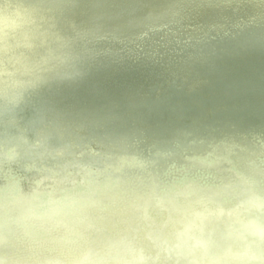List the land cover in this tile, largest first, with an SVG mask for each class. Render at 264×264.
Returning <instances> with one entry per match:
<instances>
[{
    "label": "bare ground",
    "instance_id": "6f19581e",
    "mask_svg": "<svg viewBox=\"0 0 264 264\" xmlns=\"http://www.w3.org/2000/svg\"><path fill=\"white\" fill-rule=\"evenodd\" d=\"M119 1V10H112L108 0H22L37 8L39 25L19 41H0V59H5L7 46V60L13 66L21 52H41L39 60L61 54L63 36L73 29L83 34L78 51L100 49L84 68L76 67L78 75H72L74 69L69 67L72 70L66 69L69 75L64 79L46 81L25 93L35 85L19 86L26 110L13 112L15 123L38 126L48 138L25 132L28 146L19 143L16 150L0 149V153L16 166L20 159L29 161L25 175H32L41 165L62 174L43 182L48 191L36 192L39 180L33 179L30 186L20 184L22 191L7 187L9 198H0V215H6L5 208L17 209L14 215L26 209L16 216V224L0 223V248L12 242L21 245L35 264L51 260L45 256L55 253L60 264H67L66 253L77 236L67 227L83 231L110 209L143 226L151 221L159 224L167 219L165 195L175 186L188 181L218 185L232 176L213 170L226 169L219 160L202 162L206 171L177 177L171 170L158 189L151 190L144 172L146 162L141 159L174 147L202 151L215 148L219 140L247 142L251 134L264 137V0ZM51 3L58 7H50ZM96 8H100L98 13L89 12ZM128 11L135 18H129L125 29L117 28ZM98 18L97 32L77 30L81 21L98 22ZM5 31H11V25L0 20V36ZM23 44L29 45L26 51L16 48ZM202 65L206 72L201 71ZM178 66L180 74L173 76L171 70ZM195 71L197 77H191ZM1 98H7L4 90ZM70 103L76 106L69 107ZM96 103L100 106L92 107ZM174 114L177 119L171 117ZM12 116L2 113L0 126L10 127ZM90 121L100 128L90 130L86 125ZM2 139L19 141L13 133L0 135ZM54 142L63 146L62 153L49 149ZM74 145L88 157L74 156ZM251 147L256 152L251 164L264 171L258 147ZM250 165L244 168L240 163V172L232 178L252 176ZM92 166L107 168L112 174L109 178L90 174ZM136 170L143 176L121 178ZM216 173L218 180L223 178L220 183ZM126 182L131 186H123ZM129 187L128 193H119ZM62 206L67 216L59 212ZM46 207L52 214L43 215Z\"/></svg>",
    "mask_w": 264,
    "mask_h": 264
},
{
    "label": "clouds",
    "instance_id": "9594fccd",
    "mask_svg": "<svg viewBox=\"0 0 264 264\" xmlns=\"http://www.w3.org/2000/svg\"><path fill=\"white\" fill-rule=\"evenodd\" d=\"M52 8L58 5H50ZM0 20L11 25L0 41H19L40 23L38 10L22 0H0ZM82 33L73 29L63 36L62 60L55 71L40 74L27 72L39 62L40 53L21 52L17 67L9 73L8 49L4 51L3 87L5 107L11 111L14 95L11 79H31L35 86L60 80L80 61L78 41ZM23 93V94H24ZM252 176L238 181L210 185L188 181L175 186L165 195L162 223L141 225L121 212L110 209L92 227H85L66 253L67 264H264V171L250 165ZM14 215L15 208H5Z\"/></svg>",
    "mask_w": 264,
    "mask_h": 264
},
{
    "label": "water",
    "instance_id": "95a60500",
    "mask_svg": "<svg viewBox=\"0 0 264 264\" xmlns=\"http://www.w3.org/2000/svg\"><path fill=\"white\" fill-rule=\"evenodd\" d=\"M119 0H108L107 4L108 6L112 9V10H119L120 5H119ZM128 0H125V3H127ZM263 10V8H261ZM100 8H96L94 10H91L89 12H99ZM99 15H102L99 14ZM134 13L132 12H127L126 14V18L125 20H123L122 24H120L117 28H126L127 27V21L129 20V18H135ZM93 17V16H92ZM101 21V18H98V22H84L81 21V26L77 29V30H84V32H97V28L99 26V23ZM124 21L126 22V25L124 24ZM158 24H160V22H157ZM116 28V26H115ZM59 32V31H57ZM41 34V33H38ZM96 34V33H95ZM205 39V38H204ZM200 41V39H199ZM26 44L23 45H19L16 46V48L26 51L27 49ZM191 47V45L189 46ZM188 47V48H189ZM183 49L186 50V48H182L180 49L181 51H183ZM100 49H98V47L93 46L90 48V50L88 52H80V61L77 62L76 67L81 66V68H84L87 65V60L89 59V57L91 56H95L98 55ZM40 56L42 55L41 52ZM211 57L216 56V53H210ZM51 58L53 60H51ZM63 57L61 56V54L58 55H53L51 57H48L46 59L43 60H39L38 63L30 66L27 68V72L29 74L31 73H36V74H40V73H44L47 71H55L56 70V64L57 62H55L54 60H62ZM0 91L4 90L3 87V72L5 71V59L2 58L0 59ZM80 64V65H79ZM16 66L11 65V63L8 62L7 64V71L9 73H14L15 72V68ZM69 71H71L72 69H69V67L67 68ZM180 67L178 66L177 68H175V70H171V74L173 76H175V74L179 75L180 74ZM208 69L207 67H205L204 65H202L201 71L206 72ZM162 72H165V70H161ZM84 74V73H83ZM135 73L132 74V76ZM198 71H195L193 73L192 76H194L195 78L197 77ZM84 76V75H83ZM52 81V80H50ZM11 83H12V87L14 89V95H12L10 97V102L12 104H15V107H13L11 109V111H8L5 107V103H6V99L1 98L0 99V116L2 113L4 112H8L9 115L12 116V122L10 123V127H2L0 126V135H4L6 133H13L16 135V137L19 139V141L17 142L16 140H10V139H2L0 140V149H2L5 152H10L12 150H16L17 147L19 146V143H21V145H26L28 146L29 143L26 141V139L24 138V133L25 132H31L34 136L36 137H44L48 138L47 133L41 129L38 126H31V125H23V126H19L17 125L16 122V118L14 116V113L16 110H19L21 112H23V110H26V104L22 101V99H24L23 97H21L23 94H19V86L21 85H26V86H31V85H35L36 81L31 80V79H17L15 78V76L12 77L11 79ZM225 90H229L231 92V88L229 86H226ZM185 97L187 100H189L190 98V93H186ZM174 102V100H173ZM90 103L86 104L89 105ZM85 105V106H86ZM71 106H76L75 103H70L69 107ZM99 104H94L92 105V107H99ZM175 108H177L178 110L181 109V107H177L176 105H174ZM80 111H84L83 107L79 108ZM24 113V112H23ZM81 115L84 114V112H80ZM172 118L177 119V114L175 115H171ZM87 127L92 130L93 132L97 131L98 128H100L99 124L95 121H90L89 123H86ZM263 135H254L251 134L249 136H246V138H248V141L245 142L242 139H237V138H231V139H226V140H219L217 141V145L215 148L213 149H206V150H182V149H178L176 147H174V149L170 150V151H166L163 150L164 152L160 155L157 156H149L146 159H141L142 161L146 162V167L144 172L146 174H148L149 177V183L152 187H149L153 189H158L159 184L161 183L162 179L165 177L166 173H170L171 175V170H175L177 172V177H186L188 175H196L194 173L197 172H201V171H206V168L202 166V162H213L215 160H219L222 162V164L226 165V169L224 171H220L217 168L213 169L214 171H218L217 173L221 172L223 174L227 173L226 175H232L233 177H236L234 172H240L238 166L240 163H243V165L245 166L244 168H246L247 166H249L252 162H253V158H255L256 156V152L252 151V145H256L259 149L258 152V158L264 161V137H262ZM129 143H132V141H129ZM76 146V145H74ZM71 146V148L73 147L72 150V154L76 157H82L85 155V152H81L79 150V146ZM63 146L61 144L58 143H52L49 146V149L55 153H62L63 152ZM70 148V149H71ZM88 155L84 156V158H87ZM13 158V157H12ZM17 166L12 162L9 161L8 158L4 157L1 153H0V198L1 200L4 199H8L9 198V189L7 187H21L20 184L22 185V187H24L25 185H29L32 184V180L33 179H37L39 181H36V192L38 191H42V189L44 191H48L49 186L47 187H43V182L47 179V178H56V180L58 179V177H61L62 174L61 172L57 171V172H53L52 169L45 167L43 168L41 166H36L35 170L33 172L32 175H25V171H24V167L28 168L30 167V162L28 161L26 163V161L24 160H18L17 161ZM219 164V163H217ZM91 168L89 171L90 174H95L97 176H102V177H110V175L112 174L111 171L106 170L107 168L101 167V168H97V167H89ZM129 168V167H128ZM34 169V168H33ZM209 170V171H213V170ZM3 170V171H2ZM2 171V172H1ZM68 171V170H67ZM53 173V174H51ZM100 175H99V174ZM216 173V177H217V183H220L221 181H223V178H219V175H217ZM124 177L121 178H129V177H142L143 175L138 172V170L128 173V174H124ZM53 176V177H52ZM232 176L229 178V182L231 181H235L234 178H232ZM54 178V179H55ZM114 179V178H113ZM237 179V178H236ZM123 186H131V184L129 182L126 183H122ZM9 187V188H10ZM21 187V188H22ZM20 188V189H21ZM34 188V186H33ZM132 187H129L127 189L123 188V189H119V193L124 195L125 192L128 193V191L131 189ZM34 189V190H35ZM140 188H138L137 190H139ZM23 190V188L21 189V191ZM106 192V191H104ZM131 193V192H130ZM61 195V194H60ZM27 206V204H26ZM56 208V207H55ZM58 208H56L57 210ZM26 209H21L19 214L24 211ZM59 212H61L64 216H67V208H65L64 206L61 207V209L59 210ZM40 213V212H38ZM52 214V209L50 210L49 207H46L44 210V214L43 215H50ZM18 214V215H19ZM42 214V213H40ZM18 215H0V223L1 222H5V221H10L12 224H16V216ZM46 218H50V217H46ZM69 229V231H74L76 232V235H78L77 231L81 230V229H76V228H71V227H67ZM82 232V230H81ZM15 237L18 235L16 232H14ZM7 249H9L10 251H6ZM22 247L21 245H15L14 242L8 244V247H2L0 248V257L4 260L2 263L0 264H35L31 258H30V253L26 250H21ZM57 256H59L57 253L49 256L46 255L45 258L47 259H51L48 261L43 262L42 264H60L61 261H59V259H57ZM46 259V260H47Z\"/></svg>",
    "mask_w": 264,
    "mask_h": 264
}]
</instances>
